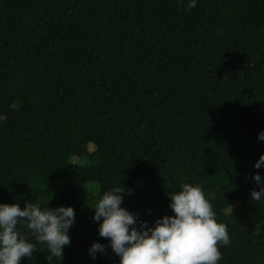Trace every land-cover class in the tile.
I'll return each mask as SVG.
<instances>
[{"label": "trees", "instance_id": "trees-1", "mask_svg": "<svg viewBox=\"0 0 264 264\" xmlns=\"http://www.w3.org/2000/svg\"><path fill=\"white\" fill-rule=\"evenodd\" d=\"M261 130L264 0H0V202L75 210L50 262L18 225L36 245L20 264H118L96 197L124 185L121 206L152 225L181 182L227 228L217 264H264Z\"/></svg>", "mask_w": 264, "mask_h": 264}, {"label": "clouds", "instance_id": "clouds-1", "mask_svg": "<svg viewBox=\"0 0 264 264\" xmlns=\"http://www.w3.org/2000/svg\"><path fill=\"white\" fill-rule=\"evenodd\" d=\"M185 10L196 7L197 0H177ZM264 140V130L257 134ZM264 166L261 153L253 167ZM251 179L257 188L250 190L252 200L264 201V176L253 173ZM131 189L114 185L99 194L92 220L98 222V235L107 238V247L119 257L118 264H217L221 253L219 245L230 243L224 223L218 222L212 204L201 186L181 182L178 191L167 192L171 215L155 219L152 225L140 219L139 214L122 207L124 194ZM75 223V210L60 205L42 208L38 203L0 202V264H20L21 258L31 256L36 245L22 234L18 225H24L48 251L47 259L62 257L64 246L70 244L69 228ZM106 245L94 241L87 249L92 259L105 253Z\"/></svg>", "mask_w": 264, "mask_h": 264}, {"label": "rangeland", "instance_id": "rangeland-1", "mask_svg": "<svg viewBox=\"0 0 264 264\" xmlns=\"http://www.w3.org/2000/svg\"><path fill=\"white\" fill-rule=\"evenodd\" d=\"M89 148H90L91 151L95 150L94 146H89ZM71 162L77 163L78 159L77 158H73V159H71ZM142 184H143V182H138L139 186H142ZM95 188H97V186L95 184H88L87 185V191L90 193V195H94L96 193V189ZM89 193H88V196H89ZM85 197L90 202V199H88L89 197H87L86 195H85Z\"/></svg>", "mask_w": 264, "mask_h": 264}]
</instances>
